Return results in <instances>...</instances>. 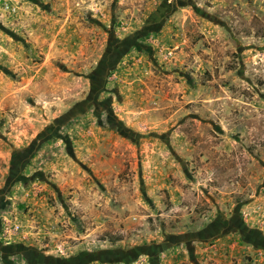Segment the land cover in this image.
Masks as SVG:
<instances>
[{"label": "rangeland", "instance_id": "374dc122", "mask_svg": "<svg viewBox=\"0 0 264 264\" xmlns=\"http://www.w3.org/2000/svg\"><path fill=\"white\" fill-rule=\"evenodd\" d=\"M0 0V264H264V0Z\"/></svg>", "mask_w": 264, "mask_h": 264}, {"label": "water", "instance_id": "95a60500", "mask_svg": "<svg viewBox=\"0 0 264 264\" xmlns=\"http://www.w3.org/2000/svg\"><path fill=\"white\" fill-rule=\"evenodd\" d=\"M169 7V5H167L166 3L162 4L161 7H159L154 13H152L149 17H148V22H154L156 20H158L160 18V16L162 15V13L164 11H166V9Z\"/></svg>", "mask_w": 264, "mask_h": 264}, {"label": "flooded vegetation", "instance_id": "af4514ba", "mask_svg": "<svg viewBox=\"0 0 264 264\" xmlns=\"http://www.w3.org/2000/svg\"><path fill=\"white\" fill-rule=\"evenodd\" d=\"M165 1L167 2V4H169V3H170V0H165ZM166 2H165V3H166ZM160 17H161V16H160ZM159 19H160V18H159ZM159 19H158V20H159Z\"/></svg>", "mask_w": 264, "mask_h": 264}]
</instances>
